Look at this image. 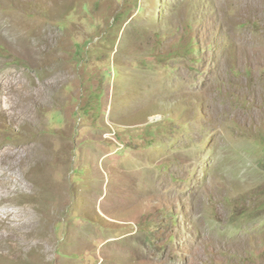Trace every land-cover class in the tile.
Instances as JSON below:
<instances>
[{
  "label": "rangeland",
  "instance_id": "1",
  "mask_svg": "<svg viewBox=\"0 0 264 264\" xmlns=\"http://www.w3.org/2000/svg\"><path fill=\"white\" fill-rule=\"evenodd\" d=\"M0 264H264V0H0Z\"/></svg>",
  "mask_w": 264,
  "mask_h": 264
},
{
  "label": "bare ground",
  "instance_id": "2",
  "mask_svg": "<svg viewBox=\"0 0 264 264\" xmlns=\"http://www.w3.org/2000/svg\"><path fill=\"white\" fill-rule=\"evenodd\" d=\"M24 95V94H23ZM27 96H28V98L27 99H25L24 97H25V95H24V97L22 98V104H21V106L23 107V108H21V110H23V109H31V105H32V100H29L30 99V97L32 96V94L31 93H27L26 94ZM27 144H29V142L27 143ZM41 146V145H40ZM38 148V147H37ZM37 148H35V149H33V147H31V146H28L27 145V147H26V152L23 154V157L26 155H29L28 154V152L29 151H31V152H36L38 149ZM8 153H10V154H13V151L12 150H6ZM19 151L21 152L22 150L20 149V150H18L17 151V153H19ZM37 156V155H36ZM47 160V158L45 157V155L44 156H42V157H40V158H38V162L39 163H42V162H44V161H46ZM49 168V167H48ZM35 174V173H34ZM33 178V177H32ZM45 184V183H44ZM39 187V186H38ZM29 188V187H28ZM27 188V189H28ZM34 188H36V187H34ZM31 191H33V190H31ZM30 191V192H31ZM42 195V194H41ZM16 210V209H15ZM16 212V211H15ZM17 214V213H16ZM9 215V214H8ZM16 217V216H15ZM18 217H20V216H18ZM17 219V218H16ZM19 220V219H18ZM3 234V233H2ZM3 236V235H2ZM1 236V237H2ZM8 236V234L6 233V237Z\"/></svg>",
  "mask_w": 264,
  "mask_h": 264
}]
</instances>
